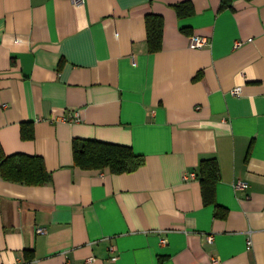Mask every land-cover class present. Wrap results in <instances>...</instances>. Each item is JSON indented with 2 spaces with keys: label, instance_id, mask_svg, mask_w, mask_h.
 I'll use <instances>...</instances> for the list:
<instances>
[{
  "label": "crops",
  "instance_id": "0c3cea01",
  "mask_svg": "<svg viewBox=\"0 0 264 264\" xmlns=\"http://www.w3.org/2000/svg\"><path fill=\"white\" fill-rule=\"evenodd\" d=\"M84 1L0 0V145L52 175L7 181L0 163V264H264V0ZM185 2L194 14L180 17ZM149 15L164 19L157 53ZM75 139L146 164L82 170ZM210 159L217 205L203 195Z\"/></svg>",
  "mask_w": 264,
  "mask_h": 264
},
{
  "label": "trees",
  "instance_id": "16d2710c",
  "mask_svg": "<svg viewBox=\"0 0 264 264\" xmlns=\"http://www.w3.org/2000/svg\"><path fill=\"white\" fill-rule=\"evenodd\" d=\"M176 9L180 17L194 14L190 2L180 4ZM147 32L149 51L151 53L161 51L164 39L163 17L149 15ZM22 133L25 139L34 138V132L27 128V125L24 126ZM73 153L75 166L85 171L109 169L116 175L132 174L146 164L145 157L136 154L132 147L97 140L75 139ZM0 163L2 176L7 181L32 186H42L52 181V175L47 171L45 162L40 157L22 154L6 156L0 145ZM201 175L205 203L217 205L216 187L221 179L218 161L216 159L202 161Z\"/></svg>",
  "mask_w": 264,
  "mask_h": 264
},
{
  "label": "built area",
  "instance_id": "2783aa9c",
  "mask_svg": "<svg viewBox=\"0 0 264 264\" xmlns=\"http://www.w3.org/2000/svg\"><path fill=\"white\" fill-rule=\"evenodd\" d=\"M75 5H81V4H84L85 1L84 0H71ZM17 43H19L20 41L17 40L16 41ZM212 43L210 41V39L206 38V37H202V36H193L191 37L190 39V48L191 49H205V48H208V47H211ZM244 43L243 42H237L235 47L236 48H239L241 46H243ZM242 92H243V89L242 87H238L236 89H234L232 91V95L233 96H236V97H241L242 95ZM77 118H78V115L74 116L73 118H71V122H74V121H77ZM191 178H196V175L195 174H192L191 175ZM248 187V184L244 181H239L236 183L235 185V189L236 190H244ZM39 233H44L45 230L44 229H39L38 230ZM208 239V242L209 243H213L214 241V237L212 235L208 236L207 237ZM162 243L163 244H166L167 241L165 239L162 240ZM251 244V243H250ZM114 260H116V258H114ZM215 263H217L218 261H214Z\"/></svg>",
  "mask_w": 264,
  "mask_h": 264
}]
</instances>
